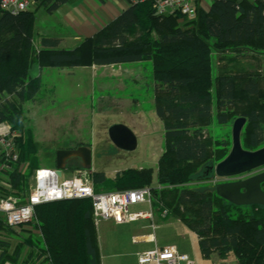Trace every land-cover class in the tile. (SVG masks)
<instances>
[{"label":"trees","instance_id":"trees-1","mask_svg":"<svg viewBox=\"0 0 264 264\" xmlns=\"http://www.w3.org/2000/svg\"><path fill=\"white\" fill-rule=\"evenodd\" d=\"M68 1L36 0L35 8L53 12ZM128 1V8L74 48H61V39L53 36L43 37L38 48L34 42L37 9L15 14L0 5V122H9L20 132L15 138L19 162L6 174L12 188L22 196L28 194L29 177L40 167L37 142L32 128L25 126L23 105L34 99L42 86L41 78L30 73L34 64L73 67L151 60L155 111L164 121L167 140L158 160V184L149 185L155 206L168 208L170 215L199 235L204 256L233 253L239 264H264V206L236 205L216 189L189 184L198 163L213 156L204 176L213 178L212 167L229 153L225 147L211 151L198 126L212 116V53L214 49L264 51V0H212L208 6L196 0L194 19L180 11L158 14L154 0ZM236 59L229 57L230 62ZM263 81L264 70L224 71L216 77L217 120L227 122L232 112L246 117L242 131L246 149L264 146ZM75 168H81L80 164ZM92 177L96 190L98 182L130 189L151 183L153 169L130 167L113 179L103 172H94ZM36 214L37 222L30 224L41 235L31 233L25 243L45 255L50 264H102L91 198L39 204ZM0 230L13 233V227L4 221H0ZM0 243L5 246L0 264L13 260L7 243ZM21 248L19 244L15 253Z\"/></svg>","mask_w":264,"mask_h":264},{"label":"rangeland","instance_id":"rangeland-1","mask_svg":"<svg viewBox=\"0 0 264 264\" xmlns=\"http://www.w3.org/2000/svg\"><path fill=\"white\" fill-rule=\"evenodd\" d=\"M197 1L198 4L208 6L212 0ZM36 17L38 28H42V26H46V19L50 15L44 7H40ZM181 23H184V21H181ZM37 31L35 34L36 39L38 38ZM243 49L235 52L214 49L212 53V116L198 124L203 137L210 144L211 151L225 147L230 152L233 123L239 114L231 110L232 113H230L227 122L221 123L217 120L219 107L216 77L224 71L254 72L258 70L262 72L264 70V51H254L250 48ZM239 52L241 53L239 54ZM232 55L237 58L235 62L229 61V57ZM136 65L137 70L141 71L144 77V87L136 86L132 80H128L127 90L123 92L116 91L112 97L107 94L101 95L97 91H91L90 77L85 74L81 75V79L79 74L73 78H67L65 74H58V68H54L52 75H44L43 88L34 99L23 103L26 115L25 126L33 130L38 147L36 158L40 167H55L56 155L60 149L89 145L92 149V165L90 168L94 172H103L107 179H113L118 172L130 167H152V182L147 184H158V160L166 150L167 144L165 125L155 111L153 63L151 60H143L141 64ZM262 86L263 90L260 98L263 99L264 81ZM115 97L118 99L116 100ZM116 123L126 124L136 133L138 137L136 149H120L112 142L108 131ZM212 157L198 163L195 178L190 183L188 182L190 185L199 189H215L216 183L219 182L217 177H204L206 166L213 162ZM79 164L81 162L78 159H71L67 167L63 169L64 176H71L76 165ZM252 173L253 171L250 174ZM32 174L28 180L29 188L27 192H30L31 189ZM0 183L3 188L12 186L5 174L0 178ZM96 185L97 191L124 190L126 188L114 186L108 182H98ZM146 207L148 208V205ZM140 208H142L140 205L131 206L130 210ZM0 221H3L1 216ZM161 221L165 220L162 219ZM113 225V223L107 225L104 222L97 226L102 243L105 240L110 241L111 237L118 233ZM21 228L23 229L22 226H19L15 229L21 230ZM181 243L183 244V242ZM184 243L195 247L198 256H190L195 264H239L233 253L226 259L218 258L216 254L209 258L201 256L200 247L194 234L188 236ZM105 250L104 252H107L108 249L105 248ZM126 260L128 264H138L137 258L128 257Z\"/></svg>","mask_w":264,"mask_h":264},{"label":"crops","instance_id":"crops-1","mask_svg":"<svg viewBox=\"0 0 264 264\" xmlns=\"http://www.w3.org/2000/svg\"><path fill=\"white\" fill-rule=\"evenodd\" d=\"M129 6L130 2L128 0H70L53 12L47 11L50 17H47L45 27L38 28L36 17L35 34L38 30V38L36 39L34 36L35 45L40 48L43 37L53 36L61 39V48H74L81 40L93 36ZM141 63L142 61H134L73 67H40L34 64L30 73L33 77L39 76L41 78L43 85L40 90L44 86V75H52L54 68H58V74H65L67 78H73L79 74L81 79V75L85 74L90 77L91 91H97L101 95L107 94L112 97L116 91L123 92L127 90L128 80H132L136 86L144 87V77L141 71L137 70L136 65ZM115 99L118 98L115 97ZM78 160L81 162L80 159ZM139 168L143 167L140 166ZM3 174L0 172V178ZM140 206H142L140 209H147V204H141ZM160 209L159 206H156L152 219H140L141 221L128 223L103 220L96 223L101 263L128 264L126 260L128 257L137 258L138 262L140 252L167 245H175L180 252L187 253L189 256H198L195 247L184 243V241L188 236L194 234L199 244V235L178 217L170 214L167 216L162 215ZM162 219L165 221H161ZM104 222L107 225L113 223L119 234L116 232L117 234L111 237L110 241L105 240L102 243L97 226ZM21 226L23 227L21 230L15 229L16 227L13 228V233L0 230V234L3 235H0V241L7 243V252L13 257V260L9 259L4 264H50L45 255H39L37 251L32 250L33 248L29 244L25 243V239L31 233L40 236V230L31 224ZM19 244H22L21 251L15 253ZM104 247L108 249L107 252H104L106 251ZM4 250L5 246L0 243V255ZM200 252L201 256L206 258L201 247ZM215 254L220 259H226L230 255L221 257L218 252H215L211 256Z\"/></svg>","mask_w":264,"mask_h":264},{"label":"built area","instance_id":"built-area-1","mask_svg":"<svg viewBox=\"0 0 264 264\" xmlns=\"http://www.w3.org/2000/svg\"><path fill=\"white\" fill-rule=\"evenodd\" d=\"M196 0H154L153 7L158 14L180 11L189 19L197 16ZM36 0H1V8L19 13L36 7ZM20 132L13 130L9 122H0V172L5 175L15 169L19 162V151L15 138ZM91 168H75L71 176L58 173L55 167H38L32 174L30 192L22 196L12 186L1 187L0 216L10 227L37 222L36 206L39 204L66 200L91 198L95 223L112 220L128 223L140 219H152L155 211L154 195L149 185L124 190L97 191ZM223 178L217 177L220 181ZM226 179V178H224ZM4 183V182H2ZM147 204V209L130 210L131 206ZM162 215L169 214L162 207ZM139 264H195L187 253L180 252L175 245L155 247L138 254Z\"/></svg>","mask_w":264,"mask_h":264},{"label":"water","instance_id":"water-1","mask_svg":"<svg viewBox=\"0 0 264 264\" xmlns=\"http://www.w3.org/2000/svg\"><path fill=\"white\" fill-rule=\"evenodd\" d=\"M247 118L239 116L232 129V148L228 155L212 167L215 176L221 179L215 185L218 195L236 205L264 206V146L251 150L242 144V131ZM109 137L120 149L134 150L138 146L136 133L126 124L116 123L109 128ZM92 149L89 145L60 149L56 155V168L59 174L71 159H80L81 168L92 165ZM263 168L260 172L243 176L252 170ZM226 178V179H224Z\"/></svg>","mask_w":264,"mask_h":264},{"label":"flooded vegetation","instance_id":"flooded-vegetation-1","mask_svg":"<svg viewBox=\"0 0 264 264\" xmlns=\"http://www.w3.org/2000/svg\"><path fill=\"white\" fill-rule=\"evenodd\" d=\"M262 169V168H261ZM261 169L260 168H258V169H255V170H252L253 171V173L252 174H250L252 171H250V172H248V173H245L243 176H251V175H254V174H256V173H258V172H260L261 171Z\"/></svg>","mask_w":264,"mask_h":264}]
</instances>
